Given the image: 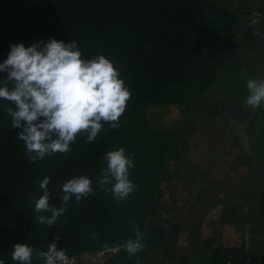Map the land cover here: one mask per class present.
I'll list each match as a JSON object with an SVG mask.
<instances>
[{"label": "trees", "instance_id": "1", "mask_svg": "<svg viewBox=\"0 0 264 264\" xmlns=\"http://www.w3.org/2000/svg\"><path fill=\"white\" fill-rule=\"evenodd\" d=\"M243 25L231 9L209 0H0V63L13 44L29 47L52 38L64 43L74 40L82 58L104 55L110 59L132 93L119 128L104 123L95 142L88 143L78 134L70 152L35 162L26 155L25 143L17 139L22 129L11 127V117L4 110H15V105L0 99V259L15 264L10 253L17 243L46 251L55 242L66 252V260H78L84 254L122 249L129 239L137 238L136 231L146 246L143 253L129 256L124 251L105 264L161 263L174 258L159 254L168 245L162 236L164 225L155 224L159 216L155 199L162 194L161 184L174 187L178 183L181 167L171 172V162H180L188 153L182 149L186 130L154 132L148 109L153 105L191 107L194 99L213 89L221 61L232 60L241 48L237 34ZM6 76L0 73V78ZM8 87H13L12 82ZM221 112L223 107L210 117ZM250 131L253 135L254 128ZM240 144L245 153L240 163L252 169L250 159L260 146L254 138L250 152ZM120 147L134 162L129 179L136 187L125 200L115 199L96 183L106 167V152ZM82 175L92 180L96 194L79 203L73 197L52 227L37 223L31 198L43 194L40 182L50 178L49 203L59 208L61 186ZM259 206L264 216V191ZM210 248L212 264H225L231 254L251 262L263 260L245 247L226 248L211 239L203 251ZM33 264L44 261L34 253Z\"/></svg>", "mask_w": 264, "mask_h": 264}, {"label": "clouds", "instance_id": "2", "mask_svg": "<svg viewBox=\"0 0 264 264\" xmlns=\"http://www.w3.org/2000/svg\"><path fill=\"white\" fill-rule=\"evenodd\" d=\"M0 73H7L6 78H0L3 84L0 99L15 105V110L11 107L4 110L11 117V127L22 129L17 139L25 143L26 155L32 162L70 152V145L78 134L86 137L88 143L95 142L104 123H109L112 129L119 128V118L132 95L110 59L104 55L82 58L74 40L64 43L52 38L29 47L23 43L13 44L7 58L0 63ZM9 81L13 84L11 89ZM246 87L249 95L245 103L254 109L264 105V80L249 79ZM103 159L106 167L96 183L101 189L110 191L115 199H127L136 187L129 179L133 160L123 147L106 152ZM49 183L50 178L45 177L39 184L43 194L31 198L38 214L36 222L48 227L56 224L73 197L79 203L96 194L91 179L83 175L73 177L61 186L62 206L57 208L49 203ZM43 213H50V216ZM136 237L124 245L129 256L146 247L139 231ZM34 253L44 264H64L67 259L64 249L58 248L55 242L50 243L46 251L17 243L10 258L15 264H33ZM0 264L5 261L0 259Z\"/></svg>", "mask_w": 264, "mask_h": 264}, {"label": "rangeland", "instance_id": "3", "mask_svg": "<svg viewBox=\"0 0 264 264\" xmlns=\"http://www.w3.org/2000/svg\"><path fill=\"white\" fill-rule=\"evenodd\" d=\"M209 1L214 5L226 6L242 19L244 25L237 34L238 41L242 45L237 51L236 57H233L232 60L229 58L221 61L216 85L201 98L194 99L191 107L153 105L148 109L149 125L154 132H174L185 128L186 138L182 149L185 152L188 149V153L180 162H171V172H174L178 165L181 167L179 176L177 175L178 183H175L174 187L161 184L162 194L155 199L159 212L155 224L164 225L162 236L168 245L159 254L165 252L168 256L174 255V258L170 259L171 256H169V259L162 260L161 263L148 261L146 264H212L210 261L211 248L207 253L203 251L205 242L210 239L213 242L225 241L226 248H229L228 236H231L228 232L229 228L224 222L226 217L241 215L240 209L233 208L236 204L232 207L221 205L216 209L219 215L208 213L212 210L214 202L212 208L206 204L214 199L205 201L207 194L211 192L215 198H221L217 185L218 183L222 184L225 177L222 167L240 166L241 159L245 155L242 147L236 149L238 154L233 150L235 148H233L231 140L236 135L225 114L221 112L214 118L210 116L216 111L222 110L221 102L218 99L223 98L224 94H239L241 91V93L245 92V97H247L249 95L246 87L247 81L253 78L264 80V0ZM253 21H257V23L253 24ZM253 116L255 117V121L251 125L255 128V137L253 136V138L258 142L260 148L256 155L254 154L255 156L250 159L253 168L250 169L247 164H243L241 169L245 170L240 174V179L236 181L241 182L242 186L248 183L254 184L253 188H256L257 191L253 193L255 197L251 201L256 203L255 209L259 213V217L255 221L262 227L264 216L260 213L259 196L264 191V152L261 153L264 146V108L261 115L253 113ZM231 149L237 155L232 157L225 155L226 158L213 155L216 150L227 153ZM215 171L219 172V177ZM226 177L224 180L227 179ZM231 180L233 179L231 178ZM227 186L228 184L224 185L225 188ZM257 224L253 225L255 229ZM261 227L256 230L258 238L255 242L258 240V245L264 242V229ZM221 228L223 229L220 230ZM232 229L230 230L232 231ZM219 230L221 231L220 235H218ZM240 232L243 237L245 233L243 225H241ZM243 241L244 239L241 238L236 243L242 244ZM263 249L264 246H261L260 250ZM143 250L136 255L142 254ZM124 251H126L125 248L103 253L84 254L78 260H65L64 264H105Z\"/></svg>", "mask_w": 264, "mask_h": 264}, {"label": "crops", "instance_id": "4", "mask_svg": "<svg viewBox=\"0 0 264 264\" xmlns=\"http://www.w3.org/2000/svg\"><path fill=\"white\" fill-rule=\"evenodd\" d=\"M231 141L233 142L232 144L234 145L233 148H235L233 150L235 152H237L236 149H239V147H241L240 142L236 139V136H234ZM233 150L231 149L227 153H224V151L218 152L216 150L213 152V155L217 156L219 158H223V157H225V155H227V157H232V156H235L238 154V152L236 154ZM230 161H231V159H230ZM241 166L242 165H240V166H234V165L223 166L222 167L224 170L223 173H225V177L227 176L226 177L227 179L224 180V178H225L224 177L222 184L218 183V185H217L218 190L220 192V196L222 199L221 198H215L214 195L210 192L207 194V196L204 200L208 201V200L214 199V201H211V202L207 203L206 205H210L212 208V203L214 202L212 210L208 213L216 214V215H219L216 209H218V207L220 208L221 205L232 207V205L236 204V206L235 207L233 206V208L240 209L241 215L238 216L236 214L234 217H226V221L224 222L226 224V226H228V228H229L228 232L230 233V236L232 237L231 238L228 236V240L230 241L229 248L241 250L242 247H245L246 250H251L252 252H254L256 255H258L259 257H261L264 260V251H263L264 249L260 250L261 246H264V242H262V244L260 243V245H258V240H257V242H255V240L258 238V236L256 234V230L258 229V227H261V225L260 224L258 225L257 222L255 221L256 218L259 217L258 216L259 213H257V211L255 209L256 203L254 201H251V200L253 197H255L253 193H255L257 190H256V188L255 189L253 188L254 187L253 183L252 184L251 183L243 184L244 186H242V185H240V184H242L241 182L239 183L236 181V180L240 179V174H242V171L245 170L244 168L241 169ZM211 172H212V170H211ZM215 173L219 177V172L215 171ZM231 178L233 180H231ZM219 184H220V186H219ZM225 184H228L227 188L224 187ZM220 188H221V190H223L222 192H221ZM261 194L262 193H260L259 200H260ZM217 199H219V200H217ZM217 201H219V202H217ZM254 224H257L256 229L253 226ZM241 225H243L245 228V233H244L243 237H241L242 233L240 232ZM226 226H222V227L224 228ZM223 228H221L220 230H222ZM232 228H234V229H232ZM261 228L264 229V225ZM230 229H232V231ZM220 230L218 231V233H219L218 235L221 234ZM247 235L249 236L248 242L246 241ZM241 238L244 239L243 243L237 244L236 242H239ZM253 240H254L255 244H254ZM218 242H221V241L218 240ZM222 243L225 244V241H222ZM228 244H229V242H228Z\"/></svg>", "mask_w": 264, "mask_h": 264}, {"label": "water", "instance_id": "5", "mask_svg": "<svg viewBox=\"0 0 264 264\" xmlns=\"http://www.w3.org/2000/svg\"><path fill=\"white\" fill-rule=\"evenodd\" d=\"M224 114L227 118L228 123L230 124L232 130L234 131L237 138L242 143L243 147L250 152V145H251V139L254 136V133L252 135L250 128H251V118H247L244 121H241L236 118V114L232 112V110L229 108L228 104H226L225 101H221ZM254 113V112H253ZM253 113H251V116H253ZM249 236L247 235L246 241H249Z\"/></svg>", "mask_w": 264, "mask_h": 264}, {"label": "flooded vegetation", "instance_id": "6", "mask_svg": "<svg viewBox=\"0 0 264 264\" xmlns=\"http://www.w3.org/2000/svg\"><path fill=\"white\" fill-rule=\"evenodd\" d=\"M246 84V83H244ZM245 92H242L239 91V94H235V93H232V94H224V96H222L223 98L224 97H229L230 100L232 101H225L226 104H228L229 108L232 110V112L234 114H236V118L241 120V121H244L246 120L247 118H251L252 117V120H251V125L253 124V122L255 121V117L254 116H251V113H256L257 115H261L262 114V110L264 108V105H263V108L261 109L260 108H252L250 106H248L246 103H245V100H246V97H245ZM223 98H220L221 100H223ZM224 101V100H223ZM245 113V114H243ZM254 132H255V128H254Z\"/></svg>", "mask_w": 264, "mask_h": 264}, {"label": "built area", "instance_id": "7", "mask_svg": "<svg viewBox=\"0 0 264 264\" xmlns=\"http://www.w3.org/2000/svg\"><path fill=\"white\" fill-rule=\"evenodd\" d=\"M225 264H264L263 260L251 262L250 260H244L240 255L231 254L224 260Z\"/></svg>", "mask_w": 264, "mask_h": 264}]
</instances>
